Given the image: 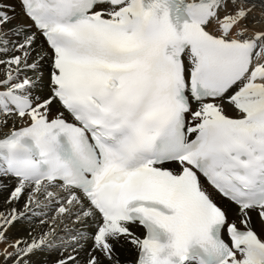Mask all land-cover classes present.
<instances>
[{
	"label": "snow or ice",
	"instance_id": "6c2138e0",
	"mask_svg": "<svg viewBox=\"0 0 264 264\" xmlns=\"http://www.w3.org/2000/svg\"><path fill=\"white\" fill-rule=\"evenodd\" d=\"M0 264H264V0H0Z\"/></svg>",
	"mask_w": 264,
	"mask_h": 264
}]
</instances>
